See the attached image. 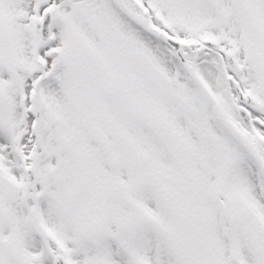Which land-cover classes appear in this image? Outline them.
Wrapping results in <instances>:
<instances>
[{"label": "snow or ice", "instance_id": "obj_1", "mask_svg": "<svg viewBox=\"0 0 264 264\" xmlns=\"http://www.w3.org/2000/svg\"><path fill=\"white\" fill-rule=\"evenodd\" d=\"M0 264H264V0H0Z\"/></svg>", "mask_w": 264, "mask_h": 264}]
</instances>
